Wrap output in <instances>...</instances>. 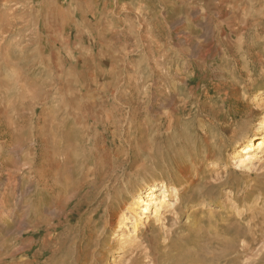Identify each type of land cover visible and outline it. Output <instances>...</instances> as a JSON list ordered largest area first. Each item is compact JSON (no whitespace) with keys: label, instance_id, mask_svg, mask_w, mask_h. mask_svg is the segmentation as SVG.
<instances>
[{"label":"rangeland","instance_id":"374dc122","mask_svg":"<svg viewBox=\"0 0 264 264\" xmlns=\"http://www.w3.org/2000/svg\"><path fill=\"white\" fill-rule=\"evenodd\" d=\"M263 119L264 0H0V264H264Z\"/></svg>","mask_w":264,"mask_h":264},{"label":"bare ground","instance_id":"6f19581e","mask_svg":"<svg viewBox=\"0 0 264 264\" xmlns=\"http://www.w3.org/2000/svg\"><path fill=\"white\" fill-rule=\"evenodd\" d=\"M199 14L201 17H203L202 19L206 17L207 14L206 4H204L202 8L199 10ZM202 28L204 31L203 34L204 38L208 40L210 34V24L203 23ZM194 51L197 52L198 49H195ZM261 92L262 91H260L259 95L261 94ZM258 132L259 133L262 132L263 137L258 139L255 138V140L254 138H249L244 144L238 147L239 152H237V154H238L239 163L241 166L245 167L246 169H250V167L254 164V162L259 160V154L264 153V119L261 121L259 125ZM256 142L258 143L257 148H256ZM153 186L155 191H159L158 194H152V192L150 193L148 192L150 191V188ZM150 188L140 189L132 196L131 203L127 208V212H128L127 215H129V217L125 216L126 218H124V221H122L120 224V228H123L126 225L125 223L126 221L131 222L130 225L132 229L131 231L133 232L132 233L133 236H131L130 239L132 240L137 239L138 233L140 232V229L142 227L145 228L152 221L160 222L163 217V213L169 212V210L174 206V204L173 205L170 204V197L178 200L177 188L169 189L164 182H159L156 180L154 184L150 186ZM59 208H62V204L59 205ZM59 208H56L54 211H52L51 215L57 217ZM77 217H78V212H73L70 221L72 222L73 220L77 219ZM93 219L94 218L89 219L88 221L86 219V233H89L87 249L92 246L93 241L95 239L94 235L96 232L94 233L93 231L94 228L97 226V223L94 222ZM62 224L63 223L61 222L56 227L58 228L59 226H62ZM87 249H86L85 261L86 264H89V257L91 256V253ZM93 260H94V255H92V262H94Z\"/></svg>","mask_w":264,"mask_h":264}]
</instances>
